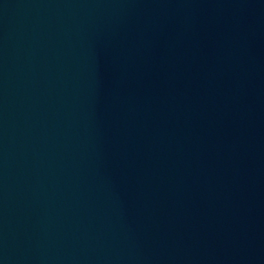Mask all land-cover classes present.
<instances>
[{"label": "water", "instance_id": "obj_1", "mask_svg": "<svg viewBox=\"0 0 264 264\" xmlns=\"http://www.w3.org/2000/svg\"><path fill=\"white\" fill-rule=\"evenodd\" d=\"M0 264H264V0H0Z\"/></svg>", "mask_w": 264, "mask_h": 264}]
</instances>
